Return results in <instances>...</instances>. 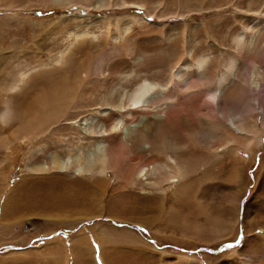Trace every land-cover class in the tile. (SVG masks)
Returning <instances> with one entry per match:
<instances>
[{
  "label": "rangeland",
  "instance_id": "rangeland-1",
  "mask_svg": "<svg viewBox=\"0 0 264 264\" xmlns=\"http://www.w3.org/2000/svg\"><path fill=\"white\" fill-rule=\"evenodd\" d=\"M86 5L0 0V264H264V27L250 26L264 0ZM200 58L203 92L129 115L136 85L169 84ZM229 60L222 109L242 132L260 129L250 154L238 132L190 137L213 116L205 95ZM148 125L146 142L130 146L123 133ZM165 138L181 149L159 152ZM153 164H169L174 182L137 174Z\"/></svg>",
  "mask_w": 264,
  "mask_h": 264
},
{
  "label": "bare ground",
  "instance_id": "bare-ground-1",
  "mask_svg": "<svg viewBox=\"0 0 264 264\" xmlns=\"http://www.w3.org/2000/svg\"><path fill=\"white\" fill-rule=\"evenodd\" d=\"M89 1L90 0H57V1L56 0H45V2H47L49 4V6H58V7L63 8V9L66 8V7H68V6H72V5H78L80 7H86L87 6L86 3H88ZM257 4H259V3H257ZM260 5H262V3H260ZM13 7L14 6H11L9 4L6 5V6H4V8H13ZM253 15H254L253 18L250 21L251 22V25L250 26H252L251 27V30L263 28L264 27V17L262 18L261 16H258L256 14H253ZM243 37H244V35H242V36H240L239 38L236 39V43L239 46V48H241L244 45L243 44ZM246 38H244V39H246ZM205 63H206V60L203 59V58H200V59H198L196 65H195V67H196L195 69H191L190 70L186 66L185 67L184 66L183 67L182 66H178V69L174 70L173 73L171 72L172 73V77H171V74H170L171 80L169 79L170 80L169 81V84H166V85L165 84L164 85H161V84H159L157 82H152V81L147 80V79L144 80V81L142 80L143 81L142 83L140 82L138 85H136V87H134V89H132L130 91V94H129L128 99L126 98L127 99V102H128V111L130 112L129 115H133V114H136V113L137 114H141L142 112H144L147 109L151 108L153 105L155 106V104L159 103V101L162 100V99L160 100V98H163L164 99L163 100L164 102H166L168 100H172V101H175V105L179 104L178 103L179 102L178 101V97L174 96V93L173 92L179 93L180 91H182V90L185 91V90H187L189 88L195 89L194 87H198V88H200L199 90L202 91L201 88L204 89L203 87H207L210 84V81L208 79V76L206 75L207 72L204 73L205 72V70H204ZM234 67H235L234 66V62L232 63L231 60H229L226 63V68H225L226 69V72L223 71L224 74L223 73H219L218 76L215 75V76H217L216 79L213 81L215 83V86H214V88L211 91L209 90L210 92H207L206 91L207 93L205 95L206 98H207V96H208V98H210V102L211 103H209L210 104L209 106L211 107L213 116H211V117L210 116H206L207 117L206 118L205 116H202L201 115L202 118H199V120H200L199 130H197L198 132L192 133L190 137L194 141L198 142L197 145H199V144H203L204 145L205 143H207L208 140H214V139L217 140L219 137H221V134H220L221 131H224V130H227L228 131V134H225V137L224 138L227 139L228 141H231L232 142V135H233V133H237L238 132L239 135L240 134L242 135V137L240 138V143L242 144V148L248 154H250V153H252V149H251L252 144H255V145L259 146L260 143H261V141H260V138H261L260 137V133H261L260 129L258 131H256L255 134H253V132L251 130H247L245 132L244 131L242 132L239 129V127H237V125H235L234 122H233L234 119H237V116H236L237 114H235V115L234 114H228L227 116H224L223 109H222V104H224V101L226 99V95L228 94L226 92L229 91V90H226V88L228 86L224 85V83H225L224 80H226V78H229L232 75V74H229L228 71L230 73H232ZM252 67H253L252 68V70H253L254 69V66H252ZM227 74H229L230 76L228 75L229 77H226L225 78V76ZM232 77H230V78H232ZM52 80H53L52 78L51 79L50 78H47L48 84L53 83ZM227 82H229V81H227ZM249 83L252 84L253 87L255 86V88H256V85H258V83H256V79H255V81H252V82L250 81ZM244 85H245L244 86L245 89H246L247 86H249V85L246 86V84H244ZM245 89L243 88L242 91L243 90L245 91ZM82 91L83 90L80 89V92L82 94H87V92L85 90H84V92H82ZM246 92H247V89H246ZM249 99H250V97H249ZM73 100H74V98H73ZM250 100H251L250 104L252 102H254V101H252L253 99H250ZM207 101L209 102V99H207ZM202 102H204V101H202ZM208 102H207V105H208ZM63 103H66V102L63 101ZM180 104H181V101H180ZM62 105H64V104H62ZM209 106H207V107L210 108ZM254 106H255V104H254ZM123 107H125V106H123ZM43 110H44V113L46 111H48V113L53 114V112H54L55 109L53 110V108H48V107L44 106L43 107ZM123 111H124V108H123ZM258 112H260L259 109H258ZM2 115H3V113H1V118H2ZM242 115H243V113H242ZM201 116H199V117H201ZM212 117L214 119L216 118L218 120H214L213 119V122H212ZM203 118H206V119H203ZM140 119H144L145 120V116L141 115V118ZM142 122H143V120H142ZM40 125H41V123L39 122L38 123V126H40ZM255 126H256V124H255ZM112 127L114 129L116 127V124L113 125ZM157 127L159 128V126H157ZM262 127H263V131H264V123H263ZM144 129H146V131H144V130L142 131L141 129H136L133 133L131 132L132 130H130V132L128 134L123 133V134L126 135V136H124V138H126L128 136V140L130 142V146L133 145V144L134 145H140L144 141L146 142L147 136L150 133H152L153 129L151 128V126L149 127V125L146 128H144ZM235 130H237V131L235 132ZM157 131H158V129H157ZM204 138H206L208 140L207 141L204 140V142H202V140ZM208 144H210V142ZM128 145H129V143H128ZM128 145L127 144L126 145L124 144V146L121 145L120 147L122 149L125 147L126 149H129L130 150V147ZM161 147H162L161 148L162 150L160 149L159 152H162L163 154H165L167 151H169L170 153H172V155H174L178 150L181 149L180 146H178L177 144H175L172 141L167 140V138H165L161 142ZM121 148L119 149L120 151H122ZM165 150H167V151H165ZM120 151H118V154L119 155L121 154ZM156 152H158V151L156 150ZM172 155L167 156V158H168V161L167 162L170 163V164H173L174 165L173 166V169L176 171V169H177V166L176 165L177 164H175V161L171 157ZM99 163H100V171H99V173L103 175L104 172L107 169L108 164H109V159L105 155L102 154L101 158L99 159ZM168 165L169 164H167V165H164V164H153V167H151V166L149 167V166H146V165H142L141 167L138 168L137 174L147 175L148 177L152 175L153 177H156V178H159L160 180H162L167 175H169V172H170L169 170H171V169L168 168ZM63 166H65V165H63ZM62 168L63 167H61V169ZM165 169H167V170H165ZM177 173H178V176H179L180 173L179 172H177ZM176 176L177 175H175V174L174 175H169V183H171L173 181V178H175ZM236 201L237 202H236V208H235L236 210L235 211H237V207H238L237 205H238L239 198H237ZM63 263H64V261H63ZM243 264H244V262H243Z\"/></svg>",
  "mask_w": 264,
  "mask_h": 264
},
{
  "label": "water",
  "instance_id": "water-1",
  "mask_svg": "<svg viewBox=\"0 0 264 264\" xmlns=\"http://www.w3.org/2000/svg\"><path fill=\"white\" fill-rule=\"evenodd\" d=\"M211 253V252H210Z\"/></svg>",
  "mask_w": 264,
  "mask_h": 264
}]
</instances>
